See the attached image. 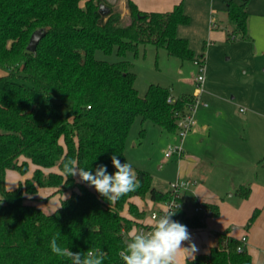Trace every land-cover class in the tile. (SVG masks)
Here are the masks:
<instances>
[{"label": "trees", "instance_id": "16d2710c", "mask_svg": "<svg viewBox=\"0 0 264 264\" xmlns=\"http://www.w3.org/2000/svg\"><path fill=\"white\" fill-rule=\"evenodd\" d=\"M246 3L227 2L233 29L226 40L249 38ZM100 5L108 8L105 15L99 12ZM126 7L127 23L109 0H0V67L16 69L0 75V264H71L50 251L53 237L60 247L82 255L102 250L103 264H124L118 253L143 225L138 220L144 216L130 198L147 195L154 202L171 198L168 190L154 187L151 175L142 169H135L139 187L115 203L72 176L66 180L63 173L68 160L93 173L106 165L113 173V155L127 163L124 144L136 117L175 133V112L185 111L192 102L190 95L174 96L169 87L154 83L141 96L134 87L131 62L96 58L97 50L115 51L119 57L127 52L137 55L148 43L180 60L196 57L188 40L176 34L179 25L189 23L182 2L162 12L141 11L130 0ZM38 28L45 33L35 50L28 51L29 36ZM168 97L174 101L168 102ZM28 161L35 166L32 176L7 189L6 171L23 175ZM38 188H49L47 197L69 194L55 210L45 212L26 201L27 194L34 201L42 199ZM249 193L248 185L235 191L239 198ZM125 204L131 217L122 214ZM200 204L204 214L178 209L175 221L199 228L206 217L219 214L218 205ZM257 214L258 209L253 210L246 228ZM228 231L217 234V243L208 252L182 264H253L246 245Z\"/></svg>", "mask_w": 264, "mask_h": 264}, {"label": "rangeland", "instance_id": "374dc122", "mask_svg": "<svg viewBox=\"0 0 264 264\" xmlns=\"http://www.w3.org/2000/svg\"><path fill=\"white\" fill-rule=\"evenodd\" d=\"M228 1L230 0H187L186 4H183V9L189 16V23L179 25L176 30L178 37L188 40L189 47L195 56L203 53L205 64L201 100L206 105L197 107L194 127L205 125L206 129L199 130L194 135L187 133L183 149L186 146L188 154L203 155L206 152L208 132L210 135L220 131L228 134L234 147L241 148L247 144L246 139L251 134L258 133L259 129L264 128V106L259 105V102L264 101L262 60L253 56L250 42L241 39H218L210 34L212 17L224 31L233 29L225 12ZM233 1L240 2L241 0ZM255 1L259 0H249L250 10ZM123 16L127 23V15ZM95 56L108 62L121 59L131 62V70L136 74L134 87L141 96L150 83L169 87L174 96L190 95L194 86V77L198 73L192 61L170 56L163 48H157L151 43L140 46L137 55L127 52L125 57H119L115 51L105 54L97 50ZM11 70L16 69L0 67V75ZM246 117H249L250 121L247 125L244 123ZM141 130L142 134H140ZM178 143L179 139L175 133L168 132L149 120L142 122L140 117H136L126 136L124 154L127 163L131 164L134 171L135 169L147 171L152 177V184L161 190H166L178 174L179 156L173 153L166 157L164 153L169 145ZM23 159L20 157L19 161ZM28 165V171L23 175L20 174L22 178L19 182H24L26 178L29 179L32 176L35 166L29 161ZM76 180L79 181L78 177ZM12 185L15 186V183L10 184L5 181L7 189ZM49 193L41 194L42 199L35 201L27 194L26 201L41 206L45 212H51L59 205L54 204L56 202L52 198L54 195L47 197ZM57 194L60 201L63 194ZM64 194L67 195L69 192ZM137 197L139 202L131 200L130 202L144 213V216L138 220L142 223L149 212L150 198L147 195ZM192 209L193 204L189 202L188 213H191ZM122 214L131 217L126 204L122 209Z\"/></svg>", "mask_w": 264, "mask_h": 264}, {"label": "crops", "instance_id": "0c3cea01", "mask_svg": "<svg viewBox=\"0 0 264 264\" xmlns=\"http://www.w3.org/2000/svg\"><path fill=\"white\" fill-rule=\"evenodd\" d=\"M109 1L117 5L122 15L128 14L127 0ZM130 1L141 11L159 12L171 10L179 2H182V5L187 2V0ZM246 1L248 13L246 29L249 38L243 41L251 43L253 56L259 57L264 64V0L255 1L251 10L249 9V0ZM211 27L210 34L214 38L226 40L227 33L230 31L220 28L213 17ZM252 102L251 104H253ZM259 105L264 106V101L259 102ZM248 118L244 119L246 125L250 123ZM205 129V125L196 128L193 126L189 133L194 135L197 131ZM207 135L208 147L203 155L188 154L185 146L186 150L183 149V153L178 158L179 171L176 175V178H189L193 181L189 190L184 193V210L187 213L189 202L193 204V207L200 202L216 204L219 207L217 216L205 218V226L187 228L191 237L190 242L194 243L198 249L194 255L208 252L209 247L217 243V234L229 228L227 235L238 239L241 236L246 237L244 244L251 256L252 263L264 264V128L259 129L258 133L251 134L246 139L247 144L241 148L234 147L228 134L221 133V131L213 132L212 135L208 132ZM21 178V175L16 171L7 170L6 183H15V186L12 185L8 189L15 188ZM242 185L250 187V193L246 198H239L235 194L236 189ZM229 191L230 194H228ZM46 192H50V189L38 188L39 197ZM57 195L55 194L52 198L56 201L54 204L58 206ZM65 195L63 194L60 198ZM130 200L136 203L140 201L137 196L131 197ZM148 206L149 209L152 206L151 199H149ZM255 209H258V214L251 226L246 228L244 225ZM191 213H193V209ZM143 222H150L148 212ZM188 244L189 242H184L183 246L187 247ZM184 262L182 258L179 259V264Z\"/></svg>", "mask_w": 264, "mask_h": 264}, {"label": "clouds", "instance_id": "9594fccd", "mask_svg": "<svg viewBox=\"0 0 264 264\" xmlns=\"http://www.w3.org/2000/svg\"><path fill=\"white\" fill-rule=\"evenodd\" d=\"M115 171L111 174L106 165H99L95 172L83 169L75 160L64 163L65 178L78 177L79 182L85 183L108 202L115 203L122 196L135 191L139 187L136 172L130 163H121L116 155L111 158ZM174 211L165 210L155 218L151 230L147 233L137 231L130 235L126 246L118 253L124 264H179L182 258L185 262L195 259L198 251L191 243L190 233L186 225L171 219ZM184 242H189L184 247ZM50 251L59 257H67L71 264H103L105 253L100 249L72 252L69 248H62L53 237L49 242Z\"/></svg>", "mask_w": 264, "mask_h": 264}, {"label": "built area", "instance_id": "2783aa9c", "mask_svg": "<svg viewBox=\"0 0 264 264\" xmlns=\"http://www.w3.org/2000/svg\"><path fill=\"white\" fill-rule=\"evenodd\" d=\"M192 63L197 67L198 73L194 77V86L191 91V104L188 108L183 112H175V124H176V136L179 139L178 144H171L168 146L167 150L165 151L164 155L169 157L173 153H177L180 157L183 153V142L187 135V133L192 129L195 124V112L198 106L206 105L201 100V93L203 91V84L205 79V64H204V57L196 56ZM168 102H173L174 98L168 97ZM193 181L189 178L177 177L175 180L169 183L168 191L171 194V198L166 201H159L154 202L152 201V206L149 209L148 217L150 219L149 223H143L142 226L138 227L135 232L141 231L147 233L151 230V226L155 218H158L160 215L163 214L165 210L176 211L178 209H184V193L189 190L190 186L192 185ZM194 213H205L206 210L201 206L200 203H196L193 207ZM172 220L175 221L174 217H171ZM147 227V228H146ZM241 243H245L246 237L241 236L239 238ZM240 247H238L239 249Z\"/></svg>", "mask_w": 264, "mask_h": 264}, {"label": "water", "instance_id": "95a60500", "mask_svg": "<svg viewBox=\"0 0 264 264\" xmlns=\"http://www.w3.org/2000/svg\"><path fill=\"white\" fill-rule=\"evenodd\" d=\"M98 10L102 15H105L108 12V8L104 5H100ZM44 33L45 32L43 28L35 29L29 36L26 49L28 51H34L38 41L41 39Z\"/></svg>", "mask_w": 264, "mask_h": 264}]
</instances>
